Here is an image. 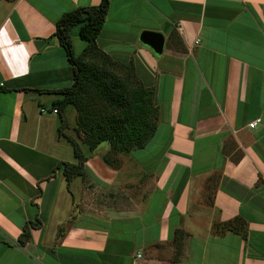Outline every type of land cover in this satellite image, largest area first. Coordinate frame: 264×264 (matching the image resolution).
Here are the masks:
<instances>
[{
    "label": "crops",
    "instance_id": "crops-1",
    "mask_svg": "<svg viewBox=\"0 0 264 264\" xmlns=\"http://www.w3.org/2000/svg\"><path fill=\"white\" fill-rule=\"evenodd\" d=\"M100 1L0 0V264H264V0H109L96 45L154 90L157 129L116 169L74 137L84 175L67 181L72 111L50 91L72 71L49 38ZM235 218L244 237L214 233Z\"/></svg>",
    "mask_w": 264,
    "mask_h": 264
},
{
    "label": "trees",
    "instance_id": "trees-1",
    "mask_svg": "<svg viewBox=\"0 0 264 264\" xmlns=\"http://www.w3.org/2000/svg\"><path fill=\"white\" fill-rule=\"evenodd\" d=\"M108 7L109 0H101L98 6L77 8L56 21L55 31L49 40L54 39L62 48L72 71V81L70 86L50 93L57 97L52 107L62 118L66 108L74 109L77 138L89 153L108 143V150L101 155V160L106 166L116 169L120 154L144 148L154 135L158 108L154 90L137 79L132 61H116L96 45ZM73 27H78L77 37L86 43L79 56H75L72 49L70 32ZM132 78L135 82L131 81ZM72 145L77 164L64 165L67 181L84 175L86 161L78 144L74 142ZM39 227L40 222L26 223L18 243L22 246L29 240L30 231ZM225 232L244 237L245 222L235 218L215 224L216 235ZM179 233L176 232L175 240Z\"/></svg>",
    "mask_w": 264,
    "mask_h": 264
},
{
    "label": "rangeland",
    "instance_id": "rangeland-1",
    "mask_svg": "<svg viewBox=\"0 0 264 264\" xmlns=\"http://www.w3.org/2000/svg\"><path fill=\"white\" fill-rule=\"evenodd\" d=\"M77 32H78V27H73L71 29V32H70L72 49L74 51L75 56H79L83 52V50H84V48L86 46V43H84V42H82V41H80L78 39ZM131 81L132 82H135V80L133 78L131 79ZM68 110H70L68 112H71L72 111L71 112L72 114L67 116V119L69 120V122H66V124H63V125L61 124V126L59 127V130H57V131H59V135L57 133H56V135H57V138L62 143H63V141H65V143H67L71 148H73L72 143L75 142L74 137H77V134L75 132L76 124H75V121L73 119V118H75V114H74V109L73 108L69 107ZM69 134H71L72 136L69 137L68 136ZM102 146H105L106 147V146H108V143H103ZM148 146H149V149H152L153 150L154 147H155V149H157V146L156 145L154 147H153V145L152 146L148 145ZM125 156L128 157L127 158L128 161H130V160L134 161V159L132 158L133 156H131L130 154L128 155L126 153Z\"/></svg>",
    "mask_w": 264,
    "mask_h": 264
},
{
    "label": "water",
    "instance_id": "water-1",
    "mask_svg": "<svg viewBox=\"0 0 264 264\" xmlns=\"http://www.w3.org/2000/svg\"><path fill=\"white\" fill-rule=\"evenodd\" d=\"M139 41L142 45L149 48L154 55L160 56L164 49V37L157 32H142Z\"/></svg>",
    "mask_w": 264,
    "mask_h": 264
},
{
    "label": "built area",
    "instance_id": "built-area-1",
    "mask_svg": "<svg viewBox=\"0 0 264 264\" xmlns=\"http://www.w3.org/2000/svg\"><path fill=\"white\" fill-rule=\"evenodd\" d=\"M0 87H1V85H0ZM40 112L41 113H46L47 111L45 109L41 108L40 109ZM51 112L53 114H56L57 113V110L56 109H53ZM258 123H259V120H254V121H252L251 123L248 124V128L249 129H254L257 126Z\"/></svg>",
    "mask_w": 264,
    "mask_h": 264
}]
</instances>
